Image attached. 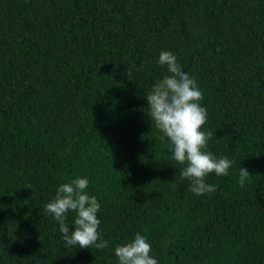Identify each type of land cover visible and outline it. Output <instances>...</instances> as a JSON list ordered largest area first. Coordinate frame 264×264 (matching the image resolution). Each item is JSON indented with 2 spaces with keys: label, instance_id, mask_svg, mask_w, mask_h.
Instances as JSON below:
<instances>
[{
  "label": "trees",
  "instance_id": "trees-1",
  "mask_svg": "<svg viewBox=\"0 0 264 264\" xmlns=\"http://www.w3.org/2000/svg\"><path fill=\"white\" fill-rule=\"evenodd\" d=\"M164 50L233 161L214 193L187 189L151 121ZM77 177L108 248H65L45 211ZM137 232L159 264H264V0H0V264H118Z\"/></svg>",
  "mask_w": 264,
  "mask_h": 264
},
{
  "label": "clouds",
  "instance_id": "clouds-1",
  "mask_svg": "<svg viewBox=\"0 0 264 264\" xmlns=\"http://www.w3.org/2000/svg\"><path fill=\"white\" fill-rule=\"evenodd\" d=\"M158 64L165 66L168 74L157 80L145 97L151 121L162 134L161 139L167 138L171 160L183 166L180 176L187 181V189L196 196L214 193L217 186L207 183L206 177L213 173L229 175L233 161L206 151L213 133L202 130L208 113L200 103L204 95L196 80L182 69L175 54L169 50L160 52ZM249 176V170L240 166L238 183L241 187ZM88 185L86 177L63 183L55 198L46 204L45 211L58 223L65 248L109 247L100 230L98 212L101 205L95 195L86 191ZM70 212L75 213L71 229L66 223ZM151 252V243L139 232L132 240L118 244L114 249L118 264H159Z\"/></svg>",
  "mask_w": 264,
  "mask_h": 264
}]
</instances>
